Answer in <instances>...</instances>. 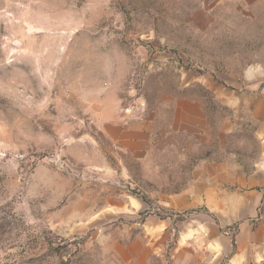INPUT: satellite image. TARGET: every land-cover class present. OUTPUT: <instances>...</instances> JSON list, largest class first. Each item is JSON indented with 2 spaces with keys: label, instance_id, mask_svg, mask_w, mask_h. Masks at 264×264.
Instances as JSON below:
<instances>
[{
  "label": "rangeland",
  "instance_id": "374dc122",
  "mask_svg": "<svg viewBox=\"0 0 264 264\" xmlns=\"http://www.w3.org/2000/svg\"><path fill=\"white\" fill-rule=\"evenodd\" d=\"M0 264H264V0H0Z\"/></svg>",
  "mask_w": 264,
  "mask_h": 264
}]
</instances>
